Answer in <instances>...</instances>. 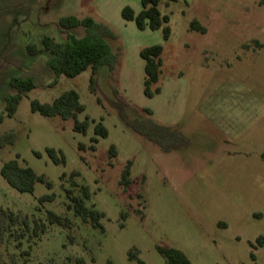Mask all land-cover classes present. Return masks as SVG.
<instances>
[{
    "label": "rangeland",
    "instance_id": "374dc122",
    "mask_svg": "<svg viewBox=\"0 0 264 264\" xmlns=\"http://www.w3.org/2000/svg\"><path fill=\"white\" fill-rule=\"evenodd\" d=\"M127 6L137 14L142 10L139 0H0V110L5 97L16 93L13 77L32 78L40 87L1 126L3 133L14 130L17 139L0 150V209L19 220L0 237V264H78L81 259L166 264L159 247L182 251L191 264H264V246L258 243L264 238V0H162L160 10L170 17L169 41L162 30L141 31L125 21ZM71 16L91 17L117 36L108 40L118 57L116 71H102L98 96L90 92L89 70L45 87L53 79L41 41L65 42L59 21ZM193 21L206 33L191 31ZM85 31L73 34L81 38ZM156 45L164 47L161 93L148 98L141 51ZM70 90L86 108L78 119H91L86 135L74 132L72 119L31 111L33 100L50 104ZM121 111L131 122L154 121L183 139L167 136L160 147L126 126ZM92 121L109 132L98 139L95 152L89 150ZM81 144L86 150H79ZM111 146L118 155L113 160ZM47 148L62 151L66 165H55ZM17 155L53 188L37 183L33 194H21L10 187L1 169ZM129 162L132 184L124 188L121 175ZM74 172L76 183L90 188L88 207L105 213V233L68 210L65 188L80 194L70 184ZM48 194L55 201L38 212L39 200ZM48 211L68 217L72 229L48 225ZM25 219L31 230L34 221L45 223L47 232L35 239L27 233L18 246L15 236ZM0 225L7 227L4 217ZM132 250L136 260L130 259Z\"/></svg>",
    "mask_w": 264,
    "mask_h": 264
},
{
    "label": "trees",
    "instance_id": "16d2710c",
    "mask_svg": "<svg viewBox=\"0 0 264 264\" xmlns=\"http://www.w3.org/2000/svg\"><path fill=\"white\" fill-rule=\"evenodd\" d=\"M142 5V10L137 14L131 7L127 6L122 10V18L127 22H135L137 28L141 31L150 29L152 31H163L164 41H169L172 35L170 28V17L162 14L160 4L162 0H139ZM61 33L66 34L65 42H56L53 38L45 37L41 44L43 49L48 54L47 69L52 76V81L46 88H53L58 85L61 77L74 79L86 71H91L90 77V92L98 96V78L103 70L113 74L116 71L117 55L113 52L108 40H117L116 34L104 23L97 22L91 17H64L59 21ZM83 28L86 34L79 38L73 34L77 29ZM191 31H197L201 34L206 33V29L197 21H193L190 26ZM28 50L31 54H36L37 50L34 45H29ZM164 47L161 45L145 48L141 51V58L145 61V81L144 93L148 98L161 93V88L158 87L163 67ZM11 86L15 89V94H8L5 97V108L0 110V150H5L14 146L17 134L14 130L2 132L1 126L6 118H13L23 100L30 92L40 88L38 83L32 78H22L15 76L11 79ZM98 103L102 104V100L98 97ZM31 111L38 113L41 116L54 119L61 118L63 120L72 119L74 122L73 130L78 134L86 135L90 126L91 119L87 117L81 122L78 117L85 113L86 108L81 103L80 96L75 90H70L56 98L52 103H41L38 100L31 102ZM148 116H153L151 110H145ZM120 118L129 128L133 129L139 135L153 141L160 147L164 146L165 137L171 140L181 141L182 135L172 128L162 126L154 121H144L143 123L131 122L127 115L120 112ZM96 124L95 121H92ZM150 126V129L148 128ZM109 132L102 122L95 126V137L91 139L92 145L89 150L95 152L96 144L99 138H107ZM175 148H178L176 146ZM79 150H86L84 145H79ZM46 153L55 165H66V157L62 151H57L53 148H47ZM38 158L42 157L41 153H35ZM117 149L111 146L109 150V158L111 160L117 158ZM20 155L4 163L1 169V176L9 184L21 194H33L37 183L44 184L49 190L53 188L52 183L45 175H38L32 168L20 161ZM264 159V154H263ZM132 163L129 162L121 175L120 184L124 188H128L132 184L131 180ZM66 175L63 174L62 179ZM79 177L78 172L71 175V187L79 189L80 194L75 195L72 189H66V198L69 201L68 210L74 213L76 218H79L82 223L92 226L95 230H100L105 233V227L102 223L105 219V213L88 207L87 203L91 200V192L88 186H80L75 178ZM55 201L54 194H48L39 200L40 207L37 211L41 212L45 204ZM4 217L7 220V227L0 225V237L10 231L18 222V217L9 210L0 209V218ZM47 222L50 226H58L67 230L72 229V221L68 217H62L55 212H47ZM22 233L15 237L19 240L18 246H22V240L27 233L31 232V238H39L47 232V225L38 221H34V229H30L29 220L25 219L22 223ZM258 243L264 246V238H260ZM158 252L165 259L166 264H191L189 258L182 251L173 248H158ZM29 255L24 253V257ZM130 259L136 260V252H130ZM78 264H85L81 259Z\"/></svg>",
    "mask_w": 264,
    "mask_h": 264
}]
</instances>
